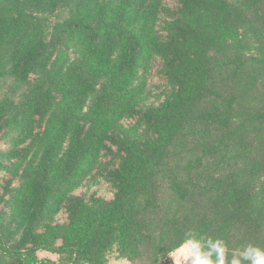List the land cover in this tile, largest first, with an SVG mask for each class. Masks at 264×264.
I'll return each instance as SVG.
<instances>
[{"label": "trees", "instance_id": "1", "mask_svg": "<svg viewBox=\"0 0 264 264\" xmlns=\"http://www.w3.org/2000/svg\"><path fill=\"white\" fill-rule=\"evenodd\" d=\"M185 239L264 251V0H0V264Z\"/></svg>", "mask_w": 264, "mask_h": 264}, {"label": "clouds", "instance_id": "2", "mask_svg": "<svg viewBox=\"0 0 264 264\" xmlns=\"http://www.w3.org/2000/svg\"><path fill=\"white\" fill-rule=\"evenodd\" d=\"M225 252L226 248L220 240L212 243L210 250H203L199 241L185 239L168 255L172 259V264H225ZM214 254L215 262L211 259ZM240 256L244 260H250L251 264H264V251L259 248L249 246L243 253H240ZM230 264H241V261L234 255Z\"/></svg>", "mask_w": 264, "mask_h": 264}, {"label": "rangeland", "instance_id": "3", "mask_svg": "<svg viewBox=\"0 0 264 264\" xmlns=\"http://www.w3.org/2000/svg\"><path fill=\"white\" fill-rule=\"evenodd\" d=\"M98 194L101 196H106V197L111 196V194L107 191V189L105 187L99 188ZM118 264H124V263H118Z\"/></svg>", "mask_w": 264, "mask_h": 264}]
</instances>
